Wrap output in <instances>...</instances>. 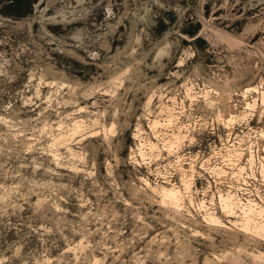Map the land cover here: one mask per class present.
<instances>
[{"label":"rangeland","instance_id":"obj_1","mask_svg":"<svg viewBox=\"0 0 264 264\" xmlns=\"http://www.w3.org/2000/svg\"><path fill=\"white\" fill-rule=\"evenodd\" d=\"M263 168L264 0H0V264H264Z\"/></svg>","mask_w":264,"mask_h":264},{"label":"bare ground","instance_id":"obj_2","mask_svg":"<svg viewBox=\"0 0 264 264\" xmlns=\"http://www.w3.org/2000/svg\"><path fill=\"white\" fill-rule=\"evenodd\" d=\"M263 172H264V168H263ZM171 194H172V193H171ZM222 201H224V199H223ZM226 202H227V201H226ZM224 203H225V202H224ZM224 203H223V205H225ZM225 206H226V205H225ZM223 207H224V206H223ZM227 207H228V205L226 206V208H227ZM224 209H225V208H224ZM229 209H230V208H229ZM229 209H228V210H229ZM260 210H261V209H260ZM250 211H251V210H250ZM258 212H259V211H258ZM261 212H262V210H261ZM263 212H264V210H263ZM259 214H260V213H259ZM261 215H263V214H261ZM263 216H264V215H263ZM243 218H244V217H243ZM247 220H248V219H247ZM244 224H245V223H244ZM254 227H255V226H254ZM262 231H263V230H262Z\"/></svg>","mask_w":264,"mask_h":264}]
</instances>
